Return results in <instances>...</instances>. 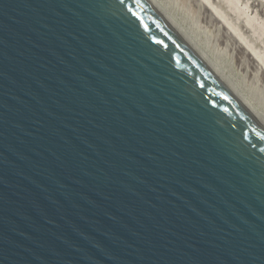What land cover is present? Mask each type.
<instances>
[{"label":"water","instance_id":"1","mask_svg":"<svg viewBox=\"0 0 264 264\" xmlns=\"http://www.w3.org/2000/svg\"><path fill=\"white\" fill-rule=\"evenodd\" d=\"M0 264H264V125L152 0H0Z\"/></svg>","mask_w":264,"mask_h":264},{"label":"rangeland","instance_id":"2","mask_svg":"<svg viewBox=\"0 0 264 264\" xmlns=\"http://www.w3.org/2000/svg\"><path fill=\"white\" fill-rule=\"evenodd\" d=\"M156 1L205 55L206 59L220 72H223L222 75L227 77L240 95L245 97L248 104L264 120V62L256 53H252L254 51L246 45L245 41L241 43V39L236 37L232 28L230 26L227 28L228 25H224L221 17L217 16L220 12L225 13L224 15L232 22L244 24L247 17L245 13L242 14V9L246 0H241L237 4L238 7L234 6L235 3L227 4L226 0ZM204 1L211 2L207 5ZM216 8L223 12L219 10L217 12ZM252 9L257 10L258 8L253 6L250 9L251 12H248L250 16L255 14L252 13ZM259 18L264 21V15ZM261 21L255 23L257 26L255 30H246L245 36L259 51L261 50V53L263 52L264 56V26L261 25Z\"/></svg>","mask_w":264,"mask_h":264},{"label":"bare ground","instance_id":"3","mask_svg":"<svg viewBox=\"0 0 264 264\" xmlns=\"http://www.w3.org/2000/svg\"><path fill=\"white\" fill-rule=\"evenodd\" d=\"M155 5L158 7V9L162 12V14L176 27L177 31L183 36V38L188 42V44L205 60L206 63H208L217 73L218 75L240 96V98L248 105V107L254 112V114L258 117V119L263 123L264 125V120L261 119V117L258 115L257 111L255 109H253L249 104L248 102L245 100V97L241 96L240 93L236 90V88L230 83V81L227 79V77L223 76V72H220L217 68H215L205 57V55L193 44V42L187 37V35H185L182 30L177 26L176 22L164 11L163 7L158 3V1L156 0H152ZM225 1V0H224ZM241 0H226L227 4H232V3H235V7L237 6V4L240 3ZM205 2V1H204ZM211 2V1H210ZM209 1L205 2L206 4L207 3H210ZM213 4V3H212ZM211 4V5H212ZM208 5V4H207ZM232 5V6H233ZM233 6V7H234ZM255 7V8H258L257 10H253L252 9V13H255L254 15H251L250 16L248 14V12H251L250 9L252 7ZM215 7V6H214ZM238 7V6H237ZM211 8V7H210ZM230 8V6H229ZM240 8V7H239ZM238 8V9H239ZM215 9V8H214ZM217 9V8H216ZM235 9V8H233ZM219 8L217 9V12H218ZM212 11H213V7H212ZM216 11V10H215ZM222 11L221 9L219 10V12ZM238 11V10H237ZM242 14L245 13L246 14V21L245 23L242 25L240 23H237V22H232L230 19H228L226 17V15H224L225 13H219L220 15H217V16H220L218 18H220L222 21H223V24L224 25H228L227 28H232V30L234 31L236 37H238V39L240 40L241 39V43L242 41H245L246 42V45L248 46L249 45V48H251L254 52H252L253 54L256 53V55L264 62V56H263V52L261 53L255 46L254 44H252L251 42H249L247 40V36H245V32L246 30L248 29H253L255 30V26H256V22L257 21H261L260 20V16L261 15H264V0H246L245 4H244V8L242 9ZM223 12V11H222ZM239 12V11H238ZM240 15V14H239ZM243 16V15H242ZM241 17V16H240ZM243 19V18H241ZM221 20H219L221 22ZM222 23V22H221ZM261 25L264 26V21H261ZM257 27V26H256ZM244 42V43H245ZM248 48V47H247ZM250 50V49H249ZM256 58V57H255ZM261 62V61H260Z\"/></svg>","mask_w":264,"mask_h":264}]
</instances>
